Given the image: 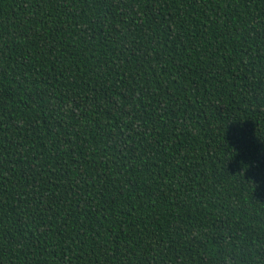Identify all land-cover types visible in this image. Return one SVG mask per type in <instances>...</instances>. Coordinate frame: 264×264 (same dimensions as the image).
Segmentation results:
<instances>
[{"label":"trees","instance_id":"16d2710c","mask_svg":"<svg viewBox=\"0 0 264 264\" xmlns=\"http://www.w3.org/2000/svg\"><path fill=\"white\" fill-rule=\"evenodd\" d=\"M0 264H264V0H0Z\"/></svg>","mask_w":264,"mask_h":264}]
</instances>
